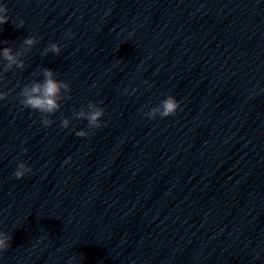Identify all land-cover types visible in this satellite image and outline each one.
<instances>
[{
	"label": "clouds",
	"instance_id": "9594fccd",
	"mask_svg": "<svg viewBox=\"0 0 264 264\" xmlns=\"http://www.w3.org/2000/svg\"><path fill=\"white\" fill-rule=\"evenodd\" d=\"M9 12L10 9L7 5L0 3V26L11 20V17L8 14ZM15 26L16 28H22L24 26V21L19 20V23L15 24ZM0 31H2V28H0ZM66 35L71 37L73 33L69 30ZM0 42L5 45L11 43L6 40ZM37 43L38 41L35 36H28L23 39L18 49L14 50L13 47L5 46L0 50V84L5 80L6 73L13 71L14 69L23 71L26 68L25 60L22 58L30 53ZM49 52L58 55L61 52L59 44L50 42L43 52H41V55L47 56ZM32 75L36 76L37 74L32 73ZM40 75L42 76V80L33 79L30 83H26L22 87L17 85V87H20V91L17 93L16 99H18V102L23 109H30L33 112L40 113L41 126L48 128L55 123L51 117L60 111L62 107L61 101L71 99L72 89L70 82L58 80L56 78V72L46 67L40 70ZM144 83L147 84L148 81H144ZM15 90V88H8L7 90L0 88V101L8 100ZM135 91L136 89H133V93ZM125 93H127V89H125ZM102 105L103 101H90L86 107L82 106L78 111L74 109L72 119L86 120L88 129H100L105 126L102 122V117L106 115V110ZM178 109H181V103L174 96L169 94L166 98L162 99L157 106L143 112L142 115L148 120H154L158 116L160 118H167L174 116ZM70 123L71 120L65 117L61 119L60 126L63 129H68ZM72 131H74L77 137H87L90 135L88 130L77 131L72 129ZM17 159L19 162L13 172V177L16 180H20L33 170L25 161L20 160L19 157ZM64 163H71V157L66 159ZM11 243L12 236L7 232L0 230V255L11 246ZM75 261L76 256H72L69 259L68 264H75Z\"/></svg>",
	"mask_w": 264,
	"mask_h": 264
}]
</instances>
